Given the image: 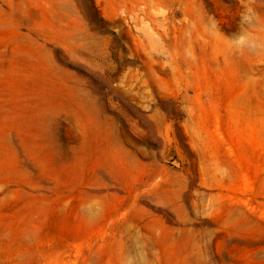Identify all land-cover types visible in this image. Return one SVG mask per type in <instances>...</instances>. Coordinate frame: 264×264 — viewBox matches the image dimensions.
<instances>
[{"label": "rangeland", "instance_id": "obj_1", "mask_svg": "<svg viewBox=\"0 0 264 264\" xmlns=\"http://www.w3.org/2000/svg\"><path fill=\"white\" fill-rule=\"evenodd\" d=\"M0 264H264V0H0Z\"/></svg>", "mask_w": 264, "mask_h": 264}]
</instances>
